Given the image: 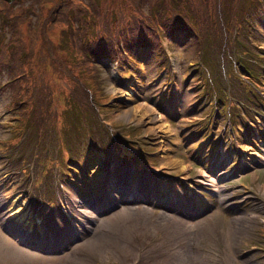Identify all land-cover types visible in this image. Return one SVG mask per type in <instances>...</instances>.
Returning <instances> with one entry per match:
<instances>
[{
    "label": "rangeland",
    "instance_id": "rangeland-1",
    "mask_svg": "<svg viewBox=\"0 0 264 264\" xmlns=\"http://www.w3.org/2000/svg\"><path fill=\"white\" fill-rule=\"evenodd\" d=\"M8 10L3 19L13 18L17 31L0 27V46L12 42L17 54L27 44L29 60L46 48L44 82L66 124L67 147L65 160L58 158L62 138L55 145L54 131L43 133L26 117L32 102L4 84L9 74L0 60V198L12 203L0 214L35 233L41 246L28 247L0 225V264H256L245 246L259 238L264 249V203L221 201L242 187L258 190L249 174L221 172L215 186L204 182L213 171L204 156L216 141L212 149L242 145L236 130L264 111V0H15ZM87 37L118 50L96 53L95 65L77 52L75 60L73 44ZM42 65L38 60L32 72ZM97 70L106 94L92 82ZM76 84L81 107L92 112L77 110ZM88 116L96 122L81 125ZM85 128L95 152L90 165L102 174L78 170L72 182L76 163L66 158L84 150ZM109 166L139 190L112 191L106 200ZM91 190L104 205L98 201L88 215L82 199ZM209 203L214 207L205 211Z\"/></svg>",
    "mask_w": 264,
    "mask_h": 264
},
{
    "label": "trees",
    "instance_id": "trees-1",
    "mask_svg": "<svg viewBox=\"0 0 264 264\" xmlns=\"http://www.w3.org/2000/svg\"><path fill=\"white\" fill-rule=\"evenodd\" d=\"M1 11H5L7 12V15L9 17V10L5 7L1 8ZM1 27L4 25L8 28H10L11 31H13V33H16L17 29H16V25L14 22V19H2L1 20ZM30 29H32L33 27L29 26ZM210 28V27H208ZM211 29V28H210ZM77 35V34H75ZM87 36V35H86ZM88 39L85 40L84 42H81L79 44V46L77 45L78 42L74 43L73 46L75 48H72L70 50V53H74V59L78 60V56L76 55V52L79 56L82 55L83 56H88L89 61H93L94 65H95V60L96 59V53H109L110 55L114 56V53L118 50V48L114 47L112 49V51H109L105 45L101 42L98 41H93L94 39H90L89 37H87ZM12 42H10L11 44ZM1 44H3V41L1 42ZM7 47V44L5 45L6 47H2V45L0 46V60H4L6 61V65L8 67L9 73L11 75V77L13 76V74L15 73V70L17 69V66L19 65V62L21 61V58L23 56L24 53H27L29 51H32V49L27 47L26 45H23L22 47H18L17 46V54L15 52L16 46L15 44L10 45ZM77 56V57H76ZM7 58V60H5L4 58ZM47 73V72H44ZM96 79L92 82H95L97 84H100L101 82H98V79L100 78V73L99 70H97V75H95ZM11 80V78H10ZM23 81H28V78L26 76L21 77L20 79L16 80V86H19L23 83ZM40 83V85H39ZM77 85V84H76ZM37 86H39L37 88ZM81 86H84L88 89V87L86 86V84H81ZM28 87V86H27ZM76 90H75V95L76 97L73 95V99L75 100V102L79 105L80 108H77L78 111H81L83 109H86L85 107H81V105L83 104V99L79 98V85L76 86ZM33 90L31 93L28 94L27 98L31 100L32 105L29 107V116L30 114L34 115V119L39 121L41 118V115L43 113L44 118H42V123L47 122V124L52 125L53 121H52V112L49 109V107H52L50 104L53 101V94H52V88L51 85L49 84V82H44V74L39 78L38 82H34L33 86H32ZM89 90V89H88ZM92 95L94 96V92H92ZM88 98H92L91 96H89V93L87 91L86 93V100H88ZM97 104V103H96ZM88 111H92L89 109H86ZM88 118V117H87ZM86 118V120H87ZM85 121V120H84Z\"/></svg>",
    "mask_w": 264,
    "mask_h": 264
},
{
    "label": "bare ground",
    "instance_id": "bare-ground-1",
    "mask_svg": "<svg viewBox=\"0 0 264 264\" xmlns=\"http://www.w3.org/2000/svg\"><path fill=\"white\" fill-rule=\"evenodd\" d=\"M133 107H139V106H133ZM132 107V108H133ZM141 108L143 109V108H146V107H142L141 106ZM150 108V107H149ZM150 110H151V112H153V113H155L156 111L154 110V108L152 109V108H150ZM143 114V113H142ZM160 117V116H159ZM134 118V117H133ZM131 119V118H130ZM133 120V119H132ZM255 158V157H254ZM258 158H261V160H264L263 158V156L262 157H258ZM199 174L200 175H204V174H206V173H203V172H199ZM73 200L74 201H76L74 198H73ZM5 203H6V206H10L12 203H10V204H8V201L6 202V200H4V198L2 199V196H1V198H0V212H2V210H3V208H4V205H5ZM23 210V209H22ZM81 211L82 212H85V211H87L85 208H83V209H81ZM7 223V221H6V219L4 218V214L2 213V214H0V225H2L3 226V228H5V227H10V224H6ZM73 225H74V227L75 226H77V223L75 222V220H73ZM15 229H17V227H13L12 228V231L14 232V233H17L16 232V230ZM234 229H235V227H234ZM19 230H23V229H21V228H19ZM8 231H9V229H8ZM231 231V230H230ZM232 231H234V230H232ZM4 233V232H3ZM238 233V232H237ZM236 234V233H235ZM21 235L23 236V237H27V235H28V233H25V232H21ZM237 236V235H236ZM33 238V237H32ZM3 240V239H2ZM5 241H7L6 239H5ZM2 244H3V242L2 241H0ZM235 242V241H234ZM19 250V249H18ZM32 253H35V251H33ZM36 254H38V253H36ZM42 255V254H41ZM225 258H226V256H225Z\"/></svg>",
    "mask_w": 264,
    "mask_h": 264
},
{
    "label": "water",
    "instance_id": "water-1",
    "mask_svg": "<svg viewBox=\"0 0 264 264\" xmlns=\"http://www.w3.org/2000/svg\"><path fill=\"white\" fill-rule=\"evenodd\" d=\"M10 1V0H9Z\"/></svg>",
    "mask_w": 264,
    "mask_h": 264
}]
</instances>
